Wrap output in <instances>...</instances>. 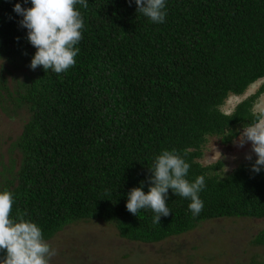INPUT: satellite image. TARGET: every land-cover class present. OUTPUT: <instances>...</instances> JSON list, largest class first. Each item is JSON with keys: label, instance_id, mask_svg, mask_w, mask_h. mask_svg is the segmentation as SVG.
Listing matches in <instances>:
<instances>
[{"label": "trees", "instance_id": "1", "mask_svg": "<svg viewBox=\"0 0 264 264\" xmlns=\"http://www.w3.org/2000/svg\"><path fill=\"white\" fill-rule=\"evenodd\" d=\"M0 0V113L24 122L0 190L14 194L11 218L23 216L47 241L70 224L96 221L121 239L154 244L202 222L264 219V171L223 162L203 166L209 138L230 144L261 119L253 105L264 93V0H166L156 24L128 0L76 5L84 21L76 63L56 74L29 67L35 48L13 5ZM255 94L221 111L225 101ZM174 151L190 164V182L205 177L204 207L169 190V216L126 209L127 193L149 189L155 158ZM264 245V232L254 239ZM0 251V258L4 256ZM250 264H264L252 261Z\"/></svg>", "mask_w": 264, "mask_h": 264}, {"label": "clouds", "instance_id": "2", "mask_svg": "<svg viewBox=\"0 0 264 264\" xmlns=\"http://www.w3.org/2000/svg\"><path fill=\"white\" fill-rule=\"evenodd\" d=\"M136 5V12L156 24L165 22L167 15L166 0H128ZM31 7H22L20 3L13 5V12L21 19L19 25L26 29V39L35 48L29 67L35 70L42 66L44 71L56 74L66 72L75 65L79 54L84 21L76 5L87 7V0H24ZM3 59L0 58V65ZM213 142V141H212ZM251 144V153L255 160L251 171H264V122H255L243 128L239 136L238 146ZM211 156L207 159L221 162L224 154L211 144ZM207 153V154H208ZM252 160V155L245 157ZM190 164L174 151L164 150L159 154L148 177L149 189L142 190L143 185L135 187L127 193L126 209L137 216L140 210H151L154 213L153 223L160 224L161 217L169 216L171 210L167 206L169 190L175 195L189 200L188 210L193 217L198 216L204 207L200 193L205 188V177L197 176L189 181ZM14 194L0 190V251L5 254L0 264H51L57 250L46 242L42 229L23 216L11 218L10 212L14 204Z\"/></svg>", "mask_w": 264, "mask_h": 264}, {"label": "rangeland", "instance_id": "3", "mask_svg": "<svg viewBox=\"0 0 264 264\" xmlns=\"http://www.w3.org/2000/svg\"><path fill=\"white\" fill-rule=\"evenodd\" d=\"M259 87L258 81L243 97L229 98L221 111L230 114ZM253 111L261 114L260 122H264V93L254 103ZM1 115L0 171L14 156L11 143L24 123L19 119L6 120ZM238 140L239 137L223 145L219 138H209L201 164L214 163L207 159L213 143L224 154L221 176L239 164L251 166L255 160L251 144L247 142L240 147ZM247 155H252V160L246 159ZM262 232L264 219L209 220L183 235L145 244L121 239L113 227L102 222L80 221L68 225L47 242L57 250L51 264H250L252 261L264 263V245L254 243Z\"/></svg>", "mask_w": 264, "mask_h": 264}, {"label": "flooded vegetation", "instance_id": "4", "mask_svg": "<svg viewBox=\"0 0 264 264\" xmlns=\"http://www.w3.org/2000/svg\"><path fill=\"white\" fill-rule=\"evenodd\" d=\"M253 87V86H252ZM249 92V91H248ZM259 99V98H258Z\"/></svg>", "mask_w": 264, "mask_h": 264}]
</instances>
